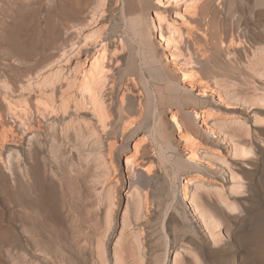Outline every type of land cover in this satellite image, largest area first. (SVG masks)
<instances>
[{
    "label": "rangeland",
    "instance_id": "374dc122",
    "mask_svg": "<svg viewBox=\"0 0 264 264\" xmlns=\"http://www.w3.org/2000/svg\"><path fill=\"white\" fill-rule=\"evenodd\" d=\"M203 10L199 19L200 28L209 29L214 43L204 37L188 43L186 41L183 50L191 63L182 60L175 65L165 51L164 42L159 39L156 13L160 10L156 0H0V113L4 119V126L0 127V131L8 132L7 128H13L14 125L12 130L23 133L14 123L7 105L10 104L14 109L17 106V111L25 107L23 99L18 97L20 86H27L35 76L58 68L72 72L80 69L78 72L81 73L94 60L104 61L101 63L105 67L106 82H109L105 84L107 89L103 92L108 107V120L114 122L116 130H121L124 117L120 118V112H123L124 119H127L125 121H128L127 116L132 117L130 119H143L142 128L128 137L127 141L120 139V136L105 141L104 148L93 150L96 152L92 151L90 157L82 163L79 161L80 154L89 150L88 147L81 150L82 152L70 148L62 149V157L54 160L50 154L55 153L54 139L48 132L47 123L41 122L39 125L35 116L32 126L37 131L41 130L45 138H42L43 147L38 149V163L30 161L35 163L32 164L33 167L39 166L36 168L38 171L31 166V175L34 174L31 179L36 181L38 175H42L43 167H40L42 162L39 160L46 153L58 169L64 165L73 169L72 166L80 164V168H87L93 175L100 172L96 160L99 157L107 167L114 165L118 169L116 175L121 185L128 187L124 156L134 153V141L146 140V154L142 158L150 161L147 163V166L150 165V176L135 185L137 193L149 205L148 215L141 222H146L141 225L145 243V264H165L166 258L171 260L166 253L168 249L171 252L179 245H190L188 240H192L202 253L204 264H264V71L260 66V69L256 67L254 71L249 66L255 56L264 52V0H217L212 6L206 4ZM176 20L180 22L179 19ZM161 24L165 25V22L162 21ZM163 33L165 34V28ZM259 70L261 71L258 73ZM182 72L191 74L189 83H192L193 88L188 86V81L183 80ZM126 85H129V90ZM207 85L212 88L216 85L223 89L225 86L230 91L240 89L249 96L252 95L259 105L260 122L253 123L247 108L241 102H219L220 89L214 88V93L202 91L201 88ZM177 86L192 90L191 97L178 94ZM70 91L73 89L68 92ZM224 105L228 108H224ZM202 111L213 114L214 120L226 123V131H235L239 137L238 145L243 150H239L241 154L237 152L233 156L231 144L219 134L217 128L203 126L200 119L196 126L190 125L194 112L200 115ZM161 112H164L162 116ZM173 113H177L180 121L188 125L187 139L179 136L175 128L165 126ZM237 119H247L248 126L233 123L234 126L232 121ZM76 124L82 130L86 129L84 126L90 128L87 121ZM59 125L57 129L60 128ZM207 130L214 134L205 135ZM107 143H113L112 153L107 152ZM17 144L15 141L11 145L23 151ZM195 144L233 164L239 182L237 190L232 192L227 187L229 177L217 171L216 162L200 156L196 162L201 165L199 170L187 165L191 145ZM41 152L43 154L40 156ZM20 170L23 172L24 168ZM190 179L193 181H189ZM99 182L97 194L94 195L100 205L96 208L97 218L86 229L79 228L81 218H84L83 211L76 220L71 219L59 205L52 188L50 196L49 193L42 195L45 193L43 192L37 195L38 198H33L35 195L30 192L23 193L10 183L9 201L6 205L3 195H0V209L3 212H0V264H5L7 250H10L16 264H101L95 242L86 246L82 244L87 239V233L93 236L103 221L102 208L109 181L108 185L105 180ZM196 182L204 185V190H199V195L211 196L218 188L236 207L235 213L221 211L222 243L218 246H211L205 236L195 229L196 216L192 212L190 198L195 191ZM122 188H118L116 196L125 201ZM42 200L52 203L51 207L55 212L51 214L53 218L49 219H55V226L48 232L41 230L42 234L46 232V242L42 239L35 244L31 239L25 241L22 225L27 223L26 215L18 208L19 204L32 207ZM72 204L81 207L80 201L75 197ZM123 209L122 207L121 212L115 209L118 213H115V220L111 224L108 240L111 242L110 251L107 252L110 264H113L112 248L122 229ZM74 211L77 216V208ZM128 211V218L134 225L132 210ZM134 227L136 226H130V230L135 229ZM25 228L27 229L26 226ZM28 229L31 236H34V230ZM15 233L23 239L20 244L15 240ZM190 246L195 247L193 244ZM128 260L127 263L132 264Z\"/></svg>",
    "mask_w": 264,
    "mask_h": 264
},
{
    "label": "bare ground",
    "instance_id": "6f19581e",
    "mask_svg": "<svg viewBox=\"0 0 264 264\" xmlns=\"http://www.w3.org/2000/svg\"><path fill=\"white\" fill-rule=\"evenodd\" d=\"M215 1L217 2V0H165V2L163 3L161 0H156V5L160 10L158 13H156L158 16L157 20L159 23V39L164 42L165 45L163 46L166 47L165 51H167L170 55L172 64L178 65V63H180V61L182 60L185 62H190V58L186 57L184 53L185 51L183 50V45L186 43V41L188 43L191 40L204 37L208 38V41H210V43H214L213 39L210 38L209 29H205L203 27L200 28L199 19L204 11V6L206 4L212 6V3H215ZM182 8L183 12H181ZM176 19H179L180 22H178ZM162 21L165 22V25L161 24ZM164 28L165 34L163 33ZM111 59L113 58L111 57ZM101 62L104 63V61L102 60H94L93 62H91L89 68H84L85 70H83L81 73L78 72L80 69H77V72L76 70L72 72L71 70L69 71L67 69L65 70L63 68H58L55 71H49L48 73L46 72V74L35 76L34 78H32L33 80L29 81L27 86L25 83L24 86H20L21 88L19 89L21 90L19 92L20 95L18 97L23 99L25 107L21 105L24 108H22V110L20 111H17L15 110L17 106L14 109L10 106V104L7 105L9 113H11L14 118V123H16L20 127L19 130H21L23 133L20 132V135L19 133H17V130H12L14 128V125L13 128L11 127L12 129L7 128V130H9L8 132L5 130L7 133L4 131H0V195H3V199L6 205L9 201L8 194L10 183L13 184L15 188H19L23 193L28 192L29 194L30 192L31 194L35 195V197L32 196L33 198H36L37 195L39 196V193L42 194L43 192L45 193H43L42 195H47L53 189L56 198L59 202V205L66 212L67 215H70L71 219L76 220L78 216H81L80 212L83 211L84 218H81L82 222L79 223V228L86 229L88 227V224L93 223L97 218L96 208L98 207L97 205H99V200H97V198H94V195L97 194V185L100 183L99 180L101 182L105 180L107 185V181H109V188L106 189L107 191L105 194V203L102 208L104 209L103 221L98 226V229L93 234V236L87 233V239L85 240V242H82V244L86 246L87 244L90 245L94 241L97 247V252H99V259H101V264H110L108 261L107 252L110 251L109 244L111 242L109 243L108 240L110 230L112 229L111 224L113 220H115V213H118L115 209L117 208L119 209V212H121L123 207V213H121L122 229L120 231L118 240L112 248L113 264H128V259L132 261V264H145V243L143 240V226L141 225H145L146 222L144 224H141V222L144 216L148 215L149 205L144 200V198H142L140 194L137 193L135 185L139 183L140 180L146 179L145 177L150 176V167H148L150 165L148 164L147 166V163L150 161L142 158L143 154H146V143L144 142L146 140L142 139L140 141H134V153L132 155L126 154L124 156L126 160V173L128 175L129 182V186L127 185L128 187L121 185L120 179L116 175L118 173V169L114 167V165L107 167V164H104L100 160L101 158L98 159L99 157H97L96 160L98 162V170H100V172L98 173V171H96L98 175H93V173H91V171L87 168H80V164H78V166H72L73 169L69 167L71 168V170L68 167L67 169L65 165L58 169L57 166L55 167L53 165L52 161L50 160L51 157L49 158L47 153L45 155H42L43 152H41L40 156H42L39 160V162L41 161L43 163L42 164L40 162V167L41 165L43 167L42 175H38L37 180L35 179L36 181L31 179L32 175H34H31V168L35 163H30V161L36 162L40 153L38 152V149H41L43 147L42 138H45L43 137V132H41V130L37 131L38 129L35 130L32 126L34 120L33 117L35 116L38 118L37 123L39 125L41 122L47 123L48 132L51 133L54 139L53 144L56 145V148H54L53 150L55 153H50L53 155L52 157L54 160H58V157H62V152H60L62 149L68 148L69 150L70 148V150L75 149L83 151L88 147L87 149H89L90 151H81L82 154H80L81 156L79 157V161L81 160L82 163V161H85L90 157V153L93 150H97L98 148H104L105 141L107 142L110 139H115L116 136H120V139L126 140L128 139V137L132 136L136 133V131L142 128L144 123L143 119H130L132 117L127 116L126 118H128V121H125L127 119H124L125 114L123 112H120L121 114L119 113L120 118L124 117L122 122L123 127L121 128V130H116L117 128H115L116 126H114V122L108 120V107L105 104L103 92L105 89H107L105 88V86L107 87V85L105 84H109V82H106L107 75L105 74V67ZM249 66L251 67V70L260 66L262 67L261 70L264 71V52L255 56V58L250 61ZM260 67L258 69H260ZM107 68L108 67L106 66V70ZM261 70H259L258 73ZM182 76L183 80L188 81V84H190L188 86L193 88L194 86L191 85L192 83H189L192 79L191 74L182 72ZM143 83H145V81ZM125 87H127L128 90L130 88L129 85H126ZM214 88H218L221 90L218 93L219 102H222L223 100L235 103L241 102L247 108L246 110L250 114L249 117L252 119L253 123L257 124L258 122H260V110L258 107L259 105H257L256 99L253 98L252 95L249 96L248 93H245L240 89L230 91L228 87L225 86L223 89L219 86L214 85ZM214 88L207 85L205 87H202L201 89L202 91L204 90L209 91L210 93H214ZM71 89H73V91L68 92ZM109 89L111 90V88ZM125 90L126 89L124 88V91ZM176 90L178 94L180 93L182 95V97H191L193 93L192 90H186V88L181 86H177ZM6 92L4 93L6 94ZM14 92L15 91H13V93ZM224 108L228 107L224 105ZM155 112H158L157 108L155 109ZM163 114L164 112H161L160 116H162ZM213 116V114L204 111H202L200 115L194 112V116H192V118L190 119V125L196 126L198 119H200L203 126H206L207 128H217L219 130V134H221V136L225 140H227L228 143L231 144V149L234 154L233 156L235 157L236 153L242 150V147L239 146L240 144L238 145L239 142H237L239 141V137L236 135L233 129H230L231 131H226V123L219 122L220 120H214ZM246 120L247 119H244V121L238 119L233 120L232 124L234 123L243 126H248ZM80 121H87L90 125V128L84 126V129H86L82 130V128H80L76 124V122ZM59 122L61 125H59ZM58 125L60 127L59 129H57ZM166 125L173 129L175 128L179 136L185 137V139H187L186 133L189 127L188 125H186V123L180 121L177 113L171 114V120L165 122V126ZM3 126L4 119L0 113V127ZM209 133L214 134L210 130H207L205 132V135H208ZM15 141L18 142L19 146L22 147L21 149H23L24 152L12 147L11 144ZM112 145L113 143H107V152L109 151V153H112ZM94 152L96 151H93V153ZM200 156L201 158L209 159L214 163L216 162L218 164L217 171L219 173L226 174L227 177H229V182L225 181L228 183L227 187L229 186V189L232 192L237 190V188L239 187V182L233 164L231 165L230 163H228L226 161V158H223L220 155H217L216 153H213L205 148H200L198 145L195 144L191 145V150L186 161L187 165L192 169L199 170L201 168V165L197 164L196 162L198 160L197 158H199ZM56 162L59 163L58 161ZM36 163H38V161ZM22 167L24 168V171L20 172V168L23 170ZM38 167L39 166H37L36 168ZM33 168H35V166ZM36 168L35 170H37ZM192 179H190L189 181H193ZM197 184L196 187L194 186L195 191L194 193H191L192 197L190 198L192 212H194L196 216L195 229L199 230L201 235L203 234V236H205L204 238H206L210 242L211 246H218L222 243L220 235V229L223 226L221 211L225 210L226 212H234L236 210V207L233 203H231V201H229L228 197L223 193V191L218 190V188L214 190L213 195L211 196L203 197L202 195H199L198 192L202 189L204 185ZM120 187H123L122 191L124 192L123 195L125 196V201L121 197L116 196L117 190ZM48 196H50V193ZM74 197L80 201L81 207H76L74 204H72ZM43 198L44 197H42V199ZM43 200L41 201V203L39 202V204L37 205L34 204L32 207L19 204L18 209L21 210V213H24V216L26 215L25 218L27 223L25 224L23 222L25 225H22V234H24V237L26 238L25 241L27 239H31L33 242H35V244H37L38 241L45 239L46 232L52 230L55 226V219L54 221L52 219H49L53 218V215L51 216V214L55 212L53 211L54 209H52L51 207L52 203L48 202L47 200ZM115 200L117 201V203H115ZM129 207H131L130 209L132 210V217H130L133 218V222L135 223L134 225L136 226L133 230H130V226L134 225L131 224L132 221H130V219L128 218V210H130ZM76 208L78 210L77 216L74 211ZM0 212H2L1 209ZM25 226L27 227V229L29 228L34 230L33 234L35 235L31 236L32 233L30 234L25 228ZM123 229H128L129 231L125 232ZM41 230H45V234H42ZM16 233L13 235H16ZM195 237L198 239L197 236ZM15 238L14 239L19 244L20 241H23L21 236L18 234ZM42 241L46 242V239ZM188 241L190 242V245L193 244L195 246V243L192 240ZM190 245H179L175 247L171 252L168 249L166 253L170 256L171 260H168V258H166V260L164 261L165 264H204L205 262L203 263L202 261V253H200L196 246L193 248ZM5 252L6 261L4 260V263L16 264L14 257L11 255L10 250H7Z\"/></svg>",
    "mask_w": 264,
    "mask_h": 264
}]
</instances>
